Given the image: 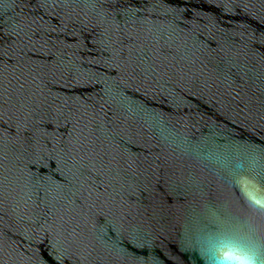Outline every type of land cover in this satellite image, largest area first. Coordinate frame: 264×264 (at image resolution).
I'll use <instances>...</instances> for the list:
<instances>
[{"label":"clouds","instance_id":"9594fccd","mask_svg":"<svg viewBox=\"0 0 264 264\" xmlns=\"http://www.w3.org/2000/svg\"><path fill=\"white\" fill-rule=\"evenodd\" d=\"M258 207L264 205L257 203ZM199 254V253H198ZM202 264H264V254L259 248L242 249L235 246H227L219 252L205 258L200 255Z\"/></svg>","mask_w":264,"mask_h":264}]
</instances>
